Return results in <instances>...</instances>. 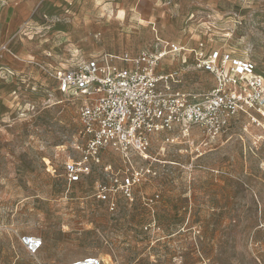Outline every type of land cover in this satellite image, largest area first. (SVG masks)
Returning <instances> with one entry per match:
<instances>
[{"label":"rangeland","instance_id":"rangeland-1","mask_svg":"<svg viewBox=\"0 0 264 264\" xmlns=\"http://www.w3.org/2000/svg\"><path fill=\"white\" fill-rule=\"evenodd\" d=\"M157 39L208 42L264 73V0H0V264H264V141L243 119L213 142L160 139L151 164L104 153L87 182L66 184L63 163L83 143L81 101L46 69L136 56ZM162 64L183 73L184 91L214 85L189 52ZM127 170L145 178L132 196L100 198V184L116 190ZM25 236L43 239L37 255Z\"/></svg>","mask_w":264,"mask_h":264},{"label":"built area","instance_id":"built-area-1","mask_svg":"<svg viewBox=\"0 0 264 264\" xmlns=\"http://www.w3.org/2000/svg\"><path fill=\"white\" fill-rule=\"evenodd\" d=\"M187 52L196 70L212 76L214 85L207 92L184 91L183 73L162 64L168 57L175 59ZM46 72L60 93L81 101L83 143L77 146L79 156H69L63 163L70 187L87 182L104 153L118 154L126 166H134L137 158L151 164L157 161L150 151L160 139L168 145H191L196 137L213 142L242 119L245 130L260 131L258 138L264 141V73L247 56L208 42L200 41L189 50L157 39L136 56L104 53L77 60L68 69ZM113 181L114 191L100 184V198L106 200L117 191L131 197L133 188L145 178L138 170H127ZM22 243L33 256L44 246L43 239L34 236L23 237ZM69 264L103 261L89 256Z\"/></svg>","mask_w":264,"mask_h":264},{"label":"crops","instance_id":"crops-1","mask_svg":"<svg viewBox=\"0 0 264 264\" xmlns=\"http://www.w3.org/2000/svg\"><path fill=\"white\" fill-rule=\"evenodd\" d=\"M6 72H2L1 75H4Z\"/></svg>","mask_w":264,"mask_h":264}]
</instances>
